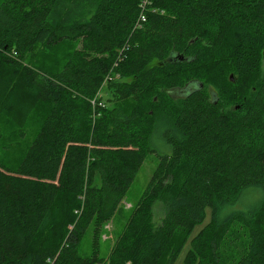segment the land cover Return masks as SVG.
<instances>
[{
    "label": "trees",
    "instance_id": "1",
    "mask_svg": "<svg viewBox=\"0 0 264 264\" xmlns=\"http://www.w3.org/2000/svg\"><path fill=\"white\" fill-rule=\"evenodd\" d=\"M263 57L264 0H0V115L24 138L45 109L0 163V264H173L206 207L187 264H264ZM155 132L170 150L101 256Z\"/></svg>",
    "mask_w": 264,
    "mask_h": 264
},
{
    "label": "rangeland",
    "instance_id": "2",
    "mask_svg": "<svg viewBox=\"0 0 264 264\" xmlns=\"http://www.w3.org/2000/svg\"><path fill=\"white\" fill-rule=\"evenodd\" d=\"M116 64L117 62L115 61V63L112 64L110 69L115 67ZM111 72L112 70L108 72L105 81L103 82V85L100 89L99 95L97 97L98 99L101 100V103L97 105L96 103H94L95 107H98V109H103L106 100L111 98H116V95L114 94L115 88L112 83H120L127 81V79L119 78L118 74L114 75ZM261 74L264 75V57L262 60ZM230 80L231 81L234 80L232 74L230 76ZM44 110L45 109L40 107V105L35 108L34 112L32 113V115H30L25 125V134L23 136L24 138H19V134L16 127L13 125L11 120L8 117H6V115H0V163H3L8 166H10V164L8 163H14V162L15 164L17 163L18 160L16 159L22 156V154L26 151L34 135L41 126V120H42L41 117L43 115ZM99 114L96 113V117L100 116ZM100 132H105V131L103 130ZM79 145L84 146L82 142L79 143ZM138 145L140 146L142 144L139 143ZM150 146L153 148V150L146 153L144 160L140 164L137 173L133 177L131 184L126 190L125 195L118 203L117 210L114 216L103 226L102 234L100 236L101 256H105L108 253L112 242L121 231L122 225L126 217L128 216L130 208L132 207L133 204H135L139 200V198L143 194L161 156L165 152H168L170 150L168 144L164 141L163 137L161 136V132H155L153 134V136L151 137ZM64 155L65 153H63L61 157L59 163V169L57 171L56 176L58 175L60 168L63 165L64 157H65ZM15 166H10V167H15ZM0 171H2L1 173L6 175L20 176L19 172L17 173V172L8 171L2 168V166H0ZM95 182L96 183L98 182L97 176L95 177ZM256 190L257 188H252V187L246 189L242 197L236 202H234L232 205H230L228 207V210H244L249 208L258 199ZM162 215H163L162 204L161 202L157 201L153 205V219L155 223L159 222ZM209 219H210V207H206L204 218L201 221H199L197 224H195L193 229L190 231L187 240L185 241L183 247L179 251L173 264H187L184 261V259L190 247V240L206 223H208ZM81 253L82 254L90 253V236L88 232L85 234V239L82 244Z\"/></svg>",
    "mask_w": 264,
    "mask_h": 264
},
{
    "label": "built area",
    "instance_id": "3",
    "mask_svg": "<svg viewBox=\"0 0 264 264\" xmlns=\"http://www.w3.org/2000/svg\"><path fill=\"white\" fill-rule=\"evenodd\" d=\"M140 19H141V20H144V19H145L143 14L140 16ZM53 263H54V260H53V259H47L46 264H53ZM127 264H128V263H127Z\"/></svg>",
    "mask_w": 264,
    "mask_h": 264
},
{
    "label": "water",
    "instance_id": "4",
    "mask_svg": "<svg viewBox=\"0 0 264 264\" xmlns=\"http://www.w3.org/2000/svg\"><path fill=\"white\" fill-rule=\"evenodd\" d=\"M230 76H231V74H230Z\"/></svg>",
    "mask_w": 264,
    "mask_h": 264
}]
</instances>
